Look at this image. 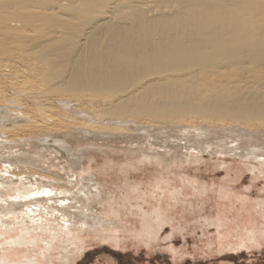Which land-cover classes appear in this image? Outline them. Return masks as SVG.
Returning a JSON list of instances; mask_svg holds the SVG:
<instances>
[{
    "label": "bare ground",
    "instance_id": "bare-ground-1",
    "mask_svg": "<svg viewBox=\"0 0 264 264\" xmlns=\"http://www.w3.org/2000/svg\"><path fill=\"white\" fill-rule=\"evenodd\" d=\"M42 1L0 0V32H2L0 47L3 48H0V51L1 53L3 51L4 56L6 53L9 54L8 49H10L9 56L16 58L22 66H25L24 69H15V71L11 66L13 69L11 73L15 74V79L11 77L17 81V85L20 84V87H16L25 97L22 94L23 98L16 97L17 99L9 100L5 93L0 91L1 149L6 142L16 143L28 134L38 138L53 137V141L59 142L60 148L63 147L64 150L67 148L65 152L70 157L68 160L73 168L71 170L75 171L76 179L82 181L83 169L76 170L82 155L78 153L80 150L73 147V151H70L66 135L78 138L104 136L106 141L120 140L121 143L123 140L124 143H130L137 139L139 142L143 143L144 140L151 144L154 140L148 138L155 137L154 131L158 132L157 135L162 133L166 135L170 131H175L176 127L189 131L194 119L204 122V125H201L204 132L200 134H204L205 131L207 134L210 129L215 128L217 133L220 128L226 131L229 137L240 138L238 140L247 138L248 141L255 134H264V34L261 36L258 33L260 29L257 31L258 26L255 25L263 18L257 19L259 13L262 10L264 13V4L259 2L260 0L257 2L254 0L255 3L253 0H71L72 2L48 0L41 3ZM51 19L57 22L53 25V30L47 31L43 29L44 26L41 28L42 25L36 27L39 23H49ZM77 20L83 21L75 27L76 33L67 31ZM35 21L38 22L33 24ZM24 22L33 24L30 26L31 29L33 27V32L26 33L25 27L29 25H23ZM64 37L68 38L67 43L61 46L55 45L54 42ZM5 45L12 47L6 50ZM5 57L7 56L3 58ZM7 59L10 62L12 60L9 57ZM6 62L3 67H10ZM52 65L59 67V71L53 70ZM19 66L21 68V65ZM69 67H72L69 73L62 72ZM51 78L61 82L57 92L46 86ZM126 81H130L131 84L125 85ZM10 84L16 85L15 81L14 83L11 81ZM127 87L129 90L122 95ZM65 90H70L71 93H61ZM54 100L59 107H55L57 105ZM74 101L79 104H75ZM87 102L93 103V106L89 107ZM80 103H86L82 106L86 109L82 108ZM94 103L100 106L95 107ZM11 112L14 114L12 115ZM194 129L190 133L197 131ZM198 129L200 130L199 127ZM179 130L178 133L182 132L185 135ZM191 135L192 133L188 136ZM179 136L182 137V134ZM188 136L185 138L188 139ZM193 136L190 138H194ZM194 141L196 139L192 142ZM203 143L205 145V142ZM192 145L196 144L192 143ZM224 145L227 146L225 143ZM233 146H229L232 151ZM212 148L217 150L215 147ZM236 148L238 149L237 146ZM255 148L258 147L255 145ZM255 148L252 151L245 148L237 153L242 151V154L246 155L245 151H248L250 157L253 156L256 160L258 158L257 162L264 164V146L260 150L258 148V151H255ZM218 149L221 152L223 148ZM165 153L167 152H159L155 149L152 153H144V156L161 163L168 158L164 156ZM4 159L12 165L14 162L16 164L18 161L26 162V160L30 163L33 158L22 153L20 156L10 157L12 162L9 158ZM22 171H12V173L22 176L24 174ZM24 172L28 173L26 170ZM39 174L47 177L41 172ZM45 181L41 182L40 179L42 184ZM11 182L10 179L0 182L6 187L4 188L6 196H10L2 199L4 204L0 203V225L9 224L8 219L5 218L7 212L10 214L17 209L31 222L47 208L59 210L71 224L79 223L85 228L93 226L94 229L105 230L106 225L112 223V220L106 222L107 217H95L94 214L83 212V209L77 213L69 212L65 207H58L62 202H58L57 206L45 203L51 198L49 195L64 194L69 191L67 188L58 187V184L57 186L45 183L44 187L40 182L19 181L16 185H12ZM82 185L83 187L78 186L77 191V193L82 192V197L78 199V196L75 200L84 202L91 200L92 197H101V189L92 191L88 186L86 187L84 181ZM156 186L161 188L160 183ZM136 188L129 187L128 191L131 195L139 194ZM128 191L126 192L129 197ZM45 195L48 197L46 198ZM67 195L61 199H67ZM40 196L45 197L39 199ZM113 202L112 204L116 205L117 202ZM74 203L71 204L74 206ZM87 204L91 207L89 201ZM88 206H84L85 211L88 210ZM112 206L109 212L115 214L116 211ZM152 213L153 216L148 220L163 221L158 209ZM104 215L106 216V213ZM149 226L148 222L147 227ZM142 228L144 230V227ZM56 229L52 227L53 233H56Z\"/></svg>",
    "mask_w": 264,
    "mask_h": 264
},
{
    "label": "rangeland",
    "instance_id": "rangeland-1",
    "mask_svg": "<svg viewBox=\"0 0 264 264\" xmlns=\"http://www.w3.org/2000/svg\"><path fill=\"white\" fill-rule=\"evenodd\" d=\"M46 1L48 2V0H45L41 3ZM262 1L260 0L259 2L264 4ZM261 12L259 13L260 17L257 14V19L263 18L261 21L258 20L257 24L260 23L262 25L261 27L260 25H255L258 26V29L256 28L257 31L260 29L261 33H258L262 36L264 34V29H262L264 28V13L262 12V14ZM50 21L49 23H39L36 27L42 25L41 28L44 26L45 28L43 29L47 31L49 29L53 30V25H56L57 22L54 19ZM82 21H74L75 25L69 26L67 31L76 33L74 32L75 27H78ZM37 22L35 21L33 24ZM24 24L25 26L26 24L29 25V28L26 26L28 29L24 26L27 34L33 32V27L32 29L30 27L33 24L27 22H24ZM10 39L12 40V38ZM67 42L68 38L64 37L54 43L61 46ZM8 47L4 46L5 49H8ZM0 48L3 49L2 47ZM2 53L0 51V58L2 59H0L2 61H0V84L2 85H0V91L5 93L6 98L9 100L12 98H23L25 95L20 92L21 90L18 91L20 84L18 83L19 85H17V81L14 80L15 74L12 75L13 69H11V66L14 71L15 69L22 70L25 66H22L16 58L9 56L11 53L10 49H8L9 54L6 53L7 55L5 54L4 56L9 57L10 60L12 59L11 62L8 61L7 57L3 58L4 53ZM14 60L17 61L15 62ZM4 62L9 64L10 67H3ZM17 62L21 65V68H19V65L17 66ZM52 69L59 71V67L54 65H52ZM71 69L72 67H69L62 72L69 73ZM7 79L8 81H6ZM13 80L16 85L12 84L13 86H11L10 83L11 81L14 83ZM124 84L130 85L131 82L126 81ZM60 85V80L54 78H51L46 83L49 89L56 92ZM13 87L17 89L15 90ZM128 90L129 88L127 87L125 92H122V95ZM61 93L70 94L71 91L65 90ZM53 102L57 105L55 107H59L55 100ZM74 102L75 104L77 103V101ZM97 102L100 104V100ZM80 104L81 107L86 105V103ZM87 104L89 103L87 102ZM92 104H89V107L93 106ZM94 105L95 107L100 106L96 103ZM13 112H11L12 115L14 114ZM194 125L198 126L195 127ZM201 125L203 126L204 122L194 119L191 130L184 131L179 128L185 135L177 129L178 127L174 128L175 131H170L166 135L163 133L157 135V131H154L155 137L153 139L151 137L148 138V140H154V143L150 141L151 144L153 143L152 145L144 140L143 143L139 142L137 139L130 143H124L123 140V143H121L122 141L120 142V140L118 142L117 140L106 141V138H103L104 136L91 138L84 136L78 138L75 136V138L74 136L66 135L67 146L69 145L71 149L73 147V149L80 150L78 153L82 155L80 159L78 158L79 164L76 169L77 171L83 169L84 179L82 181L76 179L75 171L71 170L73 168L68 160L70 157L65 152L67 148L66 150L63 147L60 148L59 142L53 141V137L39 136V139L36 136H28V134L16 143L6 142L3 149H1L2 146L0 144V182L10 179L12 180L11 184L16 185L19 184V181L39 183L41 179V182H44V180L48 181H45L48 185L50 183L58 184V187L69 190L66 192L69 196L66 193L49 195L51 198L47 199L45 203L48 205L49 203L52 205L56 204L57 206L62 202L58 207H65V210L69 212L77 213L80 209H83V212L94 214L95 217H107L108 220L106 222L112 220L111 222L113 223V225L110 222L109 224L106 223L105 230L94 229L93 226H86L85 228L79 223L71 224L67 217L64 218L61 215L59 210L52 208H47L42 213L44 215L35 216L36 218L31 222L17 209L14 212H10V214L7 212L5 218L8 219L9 224L0 225V264H264V164L258 163V158L256 160V158L250 157V154L247 153L252 151L255 145L259 150L262 149L264 146V134H255L256 136L248 138L249 141L247 138L246 140L245 138L244 140L241 139V141L238 140L240 138L235 137L237 141L233 137L226 135V131L224 132L220 128H218L217 133V128H215L213 130L210 129L207 134L205 131V135L203 133L200 134V132H204L202 130L204 128ZM193 127L197 129V134ZM192 129L195 132H191L194 138H190L192 135L188 136L191 134L190 131ZM178 130L180 133H178ZM180 134H182V137L179 136ZM186 134H188V139L190 138V145L188 139L185 138L187 137ZM199 134L200 136H197ZM197 138H199V141ZM163 139H165L166 143ZM194 139L197 142H192ZM203 142H205V145L210 144V147L205 146ZM10 143L12 144L10 145ZM192 143L196 145H192ZM224 143L227 145L226 147H224ZM228 144L231 147L234 145L233 151H235L236 146L238 147V149L236 148V153L246 148L248 150L245 151L246 155L248 154L249 156L247 155L246 157L245 153L242 154V151L236 154ZM163 145L167 147L164 146V148ZM197 145L198 147L200 145V147L198 148ZM194 147L197 148L195 149ZM212 147H215L218 151H215ZM217 147L223 148L225 151L222 149L219 152ZM258 148H255V151H258ZM71 149L70 151H73ZM155 149L159 152H167L164 155L168 157L164 158L165 162L158 163L160 161L144 156V153H152ZM22 153H26L33 158L30 161L31 164L27 163L26 160V162L18 161L16 164L14 162L11 165L9 161L4 159L9 158L10 162H12L10 157L20 156ZM16 166L19 167L16 168ZM22 168L24 169L23 171ZM20 170L24 173L22 176L12 173V171L19 172ZM25 170L28 173L24 172ZM33 171H36L38 175L37 173L33 174ZM40 172L47 175V177L39 176ZM83 181L86 187L88 186V189L92 191L96 192L98 188L101 189V197H92L91 200H84V202L78 201L82 197V192L77 193L78 186L83 187ZM45 183L41 184L45 187ZM157 183H160L161 188H157ZM91 185L96 186L92 187ZM100 185L102 186L100 187ZM129 187L130 189L138 187L136 189L139 194L134 193L135 195H131L130 191H128ZM4 188H6L5 185L0 183V203L3 204L5 202L2 199L7 197ZM126 191L129 192V197ZM103 192H105L104 196H102ZM66 195L67 199H61L66 197ZM45 196H40L39 199ZM77 197L78 199L75 200ZM114 200L117 202L116 205L112 204ZM74 201L81 207L79 208ZM86 201L90 202L91 207ZM71 203H74V206ZM111 205H113V210L116 211L115 214L109 212ZM84 206H88L89 211H85ZM69 207L70 209L68 210ZM155 209H158L162 214V222L148 220L150 216H153L152 212ZM51 210L57 212H52ZM105 213L106 216L104 215ZM41 219L43 220L40 221ZM148 222L150 223L149 227H147ZM156 223L157 225L159 223V225L155 226ZM53 226L57 228L56 233L52 231ZM142 227H144V230Z\"/></svg>",
    "mask_w": 264,
    "mask_h": 264
}]
</instances>
